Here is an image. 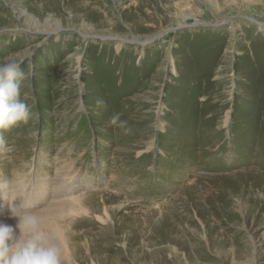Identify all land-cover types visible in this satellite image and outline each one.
<instances>
[{
    "label": "rangeland",
    "instance_id": "rangeland-1",
    "mask_svg": "<svg viewBox=\"0 0 264 264\" xmlns=\"http://www.w3.org/2000/svg\"><path fill=\"white\" fill-rule=\"evenodd\" d=\"M7 61L0 220L57 221L62 264H264V0H0Z\"/></svg>",
    "mask_w": 264,
    "mask_h": 264
},
{
    "label": "clouds",
    "instance_id": "clouds-1",
    "mask_svg": "<svg viewBox=\"0 0 264 264\" xmlns=\"http://www.w3.org/2000/svg\"><path fill=\"white\" fill-rule=\"evenodd\" d=\"M24 79L17 62H0V131L27 123L31 116L29 105L21 98ZM103 105V100L97 101V107ZM109 123L122 127L124 121L114 113ZM9 218L15 223L0 220V264H62L58 237L44 230L36 216L13 214Z\"/></svg>",
    "mask_w": 264,
    "mask_h": 264
},
{
    "label": "bare ground",
    "instance_id": "bare-ground-1",
    "mask_svg": "<svg viewBox=\"0 0 264 264\" xmlns=\"http://www.w3.org/2000/svg\"><path fill=\"white\" fill-rule=\"evenodd\" d=\"M24 1V0H22ZM89 4V3H88ZM10 5V4H9ZM74 5V4H73ZM82 6V5H81ZM30 7V6H28ZM72 7V6H71ZM78 7V6H77ZM88 8V7H87ZM26 9V8H25ZM41 9V8H40ZM45 9V8H44ZM72 9V8H71ZM27 10V9H26ZM67 10V9H66ZM73 10V9H72ZM75 10V8H74ZM85 10V9H84ZM42 11V10H41ZM27 12V11H26ZM47 12V11H46ZM20 13V12H19ZM70 13V12H69ZM28 14V13H27ZM40 14V12H39ZM66 14V13H65ZM30 15V14H29ZM28 15V16H29ZM79 15V14H78ZM23 16V15H22ZM53 16V15H52ZM27 18V17H26ZM25 19V18H24ZM27 21L29 22V24L34 25L35 23L33 22V18L29 17L27 19ZM104 202V201H103ZM183 204V203H182ZM150 208V207H149ZM153 208V207H152ZM155 208V207H154ZM153 208V209H154ZM158 208V207H157ZM151 209V208H150ZM149 209V210H150ZM160 209V208H159ZM166 209V208H165ZM161 210V209H160ZM151 211V210H150ZM82 212H86L82 203L80 202H75V204L71 205L70 208L68 210H64L63 212H60V215L62 218H65V214L69 213V214H76V215H81ZM163 213V212H162ZM68 214V215H69ZM247 214V213H246ZM148 215H150L148 213ZM156 215V214H155ZM151 216V215H150ZM156 217V216H155ZM179 221V220H178ZM74 222V221H73ZM45 229L46 231H50L52 234L56 235L58 237L57 243L59 244L60 248H61V254H62V260H67L69 261L70 259V249H69V240L68 237L66 236L64 229L61 227L60 224H58L57 221H54L53 219L49 220L46 219L45 222ZM76 228H80V223L79 222H75L74 223Z\"/></svg>",
    "mask_w": 264,
    "mask_h": 264
},
{
    "label": "water",
    "instance_id": "water-1",
    "mask_svg": "<svg viewBox=\"0 0 264 264\" xmlns=\"http://www.w3.org/2000/svg\"><path fill=\"white\" fill-rule=\"evenodd\" d=\"M189 23H191V21H189Z\"/></svg>",
    "mask_w": 264,
    "mask_h": 264
}]
</instances>
